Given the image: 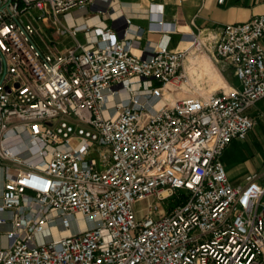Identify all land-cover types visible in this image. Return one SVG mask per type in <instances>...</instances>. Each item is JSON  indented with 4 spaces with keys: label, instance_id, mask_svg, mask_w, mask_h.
<instances>
[{
    "label": "built area",
    "instance_id": "1",
    "mask_svg": "<svg viewBox=\"0 0 264 264\" xmlns=\"http://www.w3.org/2000/svg\"><path fill=\"white\" fill-rule=\"evenodd\" d=\"M95 1L0 0V264H264V172L234 186L220 162L264 97V11L223 25L212 56L237 85L204 95L197 35L135 53L72 20Z\"/></svg>",
    "mask_w": 264,
    "mask_h": 264
},
{
    "label": "crops",
    "instance_id": "2",
    "mask_svg": "<svg viewBox=\"0 0 264 264\" xmlns=\"http://www.w3.org/2000/svg\"><path fill=\"white\" fill-rule=\"evenodd\" d=\"M151 5L160 7L162 30H149ZM263 11V0H223L222 3L217 0H96L92 5L74 10L71 16L76 24L86 22L92 27H106L116 37L129 39L133 51L139 54L159 44H165L173 51L184 50L192 37L197 35L204 49L201 54L186 58L185 67L190 71L198 65L213 66L214 63L219 67L221 63L213 58L212 47L223 25L245 22ZM172 24L173 30L167 27ZM49 31V35L60 45L70 44L67 37ZM77 40L85 42L82 33L77 35ZM261 45L264 50V38ZM221 74L229 87L237 85L230 71L229 77ZM246 113L254 118V126L244 139L231 140L220 156L227 179L234 186L242 184L246 174L264 172V97Z\"/></svg>",
    "mask_w": 264,
    "mask_h": 264
},
{
    "label": "rangeland",
    "instance_id": "3",
    "mask_svg": "<svg viewBox=\"0 0 264 264\" xmlns=\"http://www.w3.org/2000/svg\"><path fill=\"white\" fill-rule=\"evenodd\" d=\"M37 26H40V25H37ZM41 28H40V30H39V32L37 33V34H35L34 36H33V38H32V40L36 43V44H38V45H40V37H44V36H46V37H49V33H50V31L49 30H52V29H47V27H42V26H40ZM51 37V36H50ZM184 63H186L187 64V61H185ZM190 63H191V61H190ZM216 65V64H215ZM186 66V65H185ZM217 66V65H216ZM218 67V66H217ZM201 66H196V67H193V68H191V69H189L190 71H191V74H187V76L189 77V79H190V83H191V85L193 86V87H195L197 90H198V92H200V93H202V94H204V95H206V94H209V93H211L212 91H215V90H217V89H223V90H227L228 88H226V86H224L223 84H218L217 82L215 83L214 81V79L211 77V76H208V75H206L205 74V68H202V70H201ZM189 71V72H190ZM206 73H208V72H206ZM225 73V75H227V77H229V71H225L224 72ZM210 74H211V72H210ZM199 84H202L201 86L206 90H199L198 89V87H199ZM210 87V89L208 88L207 89V87ZM203 91V92H202ZM94 155V157L95 158H98V156H99V152H97V151H94V153H93ZM152 202H153V204H155V202H156V200H152ZM170 203H172V201H171V199H168V200H166V201H162L161 202V204H162V206H163V208H166V206L167 205H170ZM147 204V202H138V203H136L135 205H134V208H135V211H136V213H137V215L139 216V215H141V210H142V208L145 206ZM162 211L163 210H158V211H156L155 213H154V215H153V217H158L159 215H161L162 214Z\"/></svg>",
    "mask_w": 264,
    "mask_h": 264
},
{
    "label": "bare ground",
    "instance_id": "4",
    "mask_svg": "<svg viewBox=\"0 0 264 264\" xmlns=\"http://www.w3.org/2000/svg\"><path fill=\"white\" fill-rule=\"evenodd\" d=\"M202 68H205V71L208 72V73L205 72V74L208 75V76H211L215 80L214 81L215 83L217 82L218 84H223L224 86H226V88L229 87L227 85V82L225 81L223 75L221 74L219 67H217L214 63H213V66H202ZM202 68H201V70H202ZM184 70H185L186 74H188V75L191 74L189 71L186 70L185 63H184ZM210 72H211V74H210ZM188 79H189V77H188ZM189 81H190V79H189ZM201 85L202 84H199L198 89L199 90H205ZM208 88L210 89L209 86L207 87V89ZM181 96H183L182 93L174 94L175 98H178V97H181Z\"/></svg>",
    "mask_w": 264,
    "mask_h": 264
}]
</instances>
